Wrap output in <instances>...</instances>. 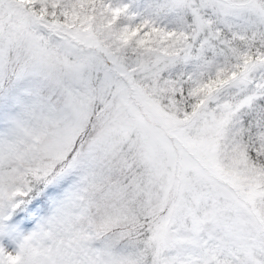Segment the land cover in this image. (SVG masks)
Instances as JSON below:
<instances>
[{
    "label": "snow or ice",
    "instance_id": "obj_1",
    "mask_svg": "<svg viewBox=\"0 0 264 264\" xmlns=\"http://www.w3.org/2000/svg\"><path fill=\"white\" fill-rule=\"evenodd\" d=\"M0 264H264V0H0Z\"/></svg>",
    "mask_w": 264,
    "mask_h": 264
}]
</instances>
